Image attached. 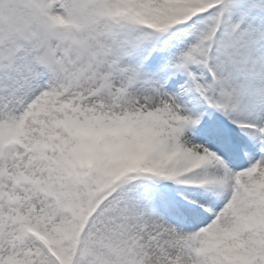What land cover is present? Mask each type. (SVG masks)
<instances>
[{"label":"snow or ice","instance_id":"obj_1","mask_svg":"<svg viewBox=\"0 0 264 264\" xmlns=\"http://www.w3.org/2000/svg\"><path fill=\"white\" fill-rule=\"evenodd\" d=\"M0 264H264V0H0Z\"/></svg>","mask_w":264,"mask_h":264}]
</instances>
